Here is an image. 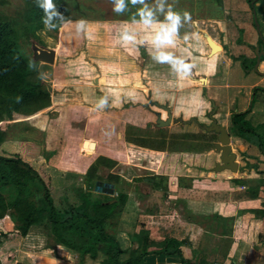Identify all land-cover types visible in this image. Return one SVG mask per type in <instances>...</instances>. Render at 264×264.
Wrapping results in <instances>:
<instances>
[{
	"label": "crops",
	"instance_id": "crops-1",
	"mask_svg": "<svg viewBox=\"0 0 264 264\" xmlns=\"http://www.w3.org/2000/svg\"><path fill=\"white\" fill-rule=\"evenodd\" d=\"M217 2L221 3L220 0ZM253 4L254 9L248 13L250 21L246 22H241L236 11L230 13L232 11L223 6L219 12L216 9L189 16L187 21L182 15L172 42L160 45L153 44L152 39L157 27L167 23L165 17L152 18L151 27L131 17L113 19L109 24L103 19L102 57L92 59L102 66L101 74H92L93 70L88 66L76 79L70 74L65 75L59 70V65L63 64L58 61L61 43L53 48V66L57 69L50 82L36 73L44 85L48 83L51 87L48 92L50 104L23 117L31 128L26 130L23 138L20 135L14 139H21L24 149L12 152L30 156L29 151H32L30 157L38 159L37 166L49 171L58 184H61L66 171L83 173L99 155L113 159L116 163L110 171L130 185L115 233L123 250L122 258L128 254L133 232L143 226L149 233L147 253L141 264H264V217H256L247 210L259 207L260 198L237 197L241 186L232 181L233 177L259 176L254 167L246 166V160L251 161V157L243 154L244 145L230 130L231 112L248 107V118L252 124L259 126L264 123V91L257 89L251 102L252 88H264V58L261 59L264 55L259 56L255 68L253 64L252 68L244 70L240 65V55L250 57L255 54L256 60L255 46L264 50V3L258 0ZM71 19L59 27L60 33L67 28V35L72 33L75 36L71 30H77L76 21ZM89 23L85 25L86 33L90 32ZM126 35L133 39L126 40ZM205 35L220 48L211 52ZM126 42L131 45L130 49H140L137 52L139 58L135 55L129 57ZM161 53L170 54L174 60H182L187 68L177 71L171 62L157 60ZM40 64L38 60L37 65ZM110 78H129L132 82L118 81L111 86L106 83ZM140 86L142 89L137 90ZM186 87H190L191 92ZM110 90L122 92L119 102L116 96L113 103L107 100ZM123 93L146 94L149 103V94L153 93L162 95L164 101L171 99L172 104L163 103L172 115L168 128L174 125L176 118L190 128L194 126L195 129H189L193 135L170 137L164 131H158L161 132L158 135L126 136V124L139 127L151 121L158 130L165 129L168 124H155L156 112L162 118L166 117V112L165 116L162 113L164 109L145 106L144 101L126 98ZM192 93L196 96L194 104L183 101V96ZM64 95L65 100L62 99ZM212 103L216 122L225 127L230 140L235 137L243 146L240 147L241 160L234 152L238 164L235 173L227 168L213 170L219 153L216 151L217 157L212 159L210 150L201 146L206 140L195 133L205 132L207 138L214 139L213 142L217 140L216 132L202 129L192 119L198 123H209L207 114ZM192 110L195 112L187 117L179 113L175 115L176 111L189 113ZM7 134L11 138L13 132L10 130ZM84 140L91 149H87ZM172 141L178 145L189 142L192 146L176 151L171 146ZM146 177L152 184L159 182V186H146L147 190L139 188ZM214 213L232 216L229 233L204 228L186 218L188 214ZM176 225H179L178 233H172V230L176 231ZM168 237H173L176 243L169 245V253H162L159 243ZM176 249L178 252L173 253ZM101 257L100 254L95 258L86 255L80 264H98ZM78 260L77 251L54 244L32 252L25 250L18 260L1 261L0 264H79Z\"/></svg>",
	"mask_w": 264,
	"mask_h": 264
},
{
	"label": "trees",
	"instance_id": "trees-1",
	"mask_svg": "<svg viewBox=\"0 0 264 264\" xmlns=\"http://www.w3.org/2000/svg\"><path fill=\"white\" fill-rule=\"evenodd\" d=\"M27 1L28 7L21 20L13 19L0 9V120L3 113L30 115L50 104L42 79L37 76L31 79L38 60L26 44L30 39L37 38L40 31L56 37L59 27L74 17L71 5L65 0H53L64 21H56V27L49 30L43 23L44 10L38 6L37 0ZM247 1L254 9L252 0ZM240 57L244 70L252 68L255 54ZM257 89L264 91V88L254 86L251 102ZM248 112L249 107L232 111L230 130L244 145L243 154L251 157V161L246 160V166L254 167L259 176L233 177L232 181L241 186L237 197L260 198L259 207L247 210L256 217H264V123L253 125ZM115 163L113 159L99 155L83 173L66 171L61 184L56 186L49 171L31 166L17 154H0V222L6 223L5 217L14 211V230L17 233L25 235L32 226H36L53 238L51 245L61 244L77 251L79 264L86 255L95 258L98 254L102 256L98 264H141L147 253L149 231L141 226L133 232L128 254L124 258L115 237L127 197L124 186L127 181L110 171ZM101 168L107 169L104 175L100 172ZM186 218L207 229L230 232L231 215L188 214ZM178 230L179 225H176V231L172 230V233H178ZM175 243L173 237L164 238L159 243V251L169 253V245Z\"/></svg>",
	"mask_w": 264,
	"mask_h": 264
},
{
	"label": "rangeland",
	"instance_id": "rangeland-1",
	"mask_svg": "<svg viewBox=\"0 0 264 264\" xmlns=\"http://www.w3.org/2000/svg\"><path fill=\"white\" fill-rule=\"evenodd\" d=\"M69 5H71L73 9V15L74 17L71 19L74 21H79L81 19L85 20L86 23L90 22L88 25H90V32L86 31H77L71 30L72 33L70 36L67 35L68 29L66 28L63 33H60V29L58 30L56 37H51L44 33L43 31L38 32L37 38L30 39L29 42L26 44V47L31 52V54H34L35 47H45V48H54L56 44L61 43L60 45V52H58L61 57L58 59V61H61L63 64L59 65V70L63 71L65 75L70 74L71 76H74L75 79L78 77L79 74H83L85 70H87L88 66L91 67L92 74L99 75L102 72V66H98L97 63L92 60L94 58L102 57V52L100 51L102 49V43L104 40H102V20H106V23H110L113 19H119V18H127L131 17V19H136L137 21H141V16L138 14V10L144 9L145 7L147 9H150L153 12L152 18L156 19H162L165 17V14L169 11V7H171V10L177 13H180V15L184 16L185 13L188 14V16H199L200 14H204V12H210L214 10L220 11L225 7L228 11H232L230 13H234L233 11H236L237 15H240L241 22L250 21V16L248 17V13H250L251 8L247 0H223V2L220 0L221 3H218V0H142L141 2L133 3L132 0H124V7L120 11L114 10V4L115 0H65ZM258 0H252V3H256ZM129 3V4H128ZM162 5V7H159ZM28 7V1L27 0H0V9L3 10L8 16L12 17L16 20H21L23 13L25 12V9ZM216 10V11H217ZM235 16V15H234ZM70 31V30H69ZM108 32H110V28L108 29ZM107 33V32H106ZM123 42V41H122ZM73 45H70L72 44ZM126 46L129 48L128 55L130 56H137L139 58V54L137 53L140 49H130L131 45H129L128 42H126ZM139 47V46H138ZM113 52V51H112ZM126 55V54H125ZM59 57V56H58ZM65 60H68V62ZM70 60V61H69ZM42 64L37 65L36 71L32 76H36V73H38L40 76H42V79L46 82H50V77L54 70L57 68L53 66V61L51 63L44 62L42 60ZM57 61V62H58ZM55 63V65L57 64ZM100 63V62H99ZM101 65V63H100ZM114 73V71H113ZM139 81H142V79L138 78ZM118 81H123L126 84L129 82H132V79H118V78H110L107 79L106 83L108 85L113 86L115 83H118ZM44 84V83H43ZM43 84L41 83V87H43ZM105 84V83H104ZM184 83L180 84L182 87ZM142 86H140L139 89L141 90ZM144 89L146 86H143ZM45 89V88H44ZM189 92L190 87H186ZM111 91V92H110ZM107 94L109 97L107 100L109 102L114 101V97L116 96L117 102H119V97L121 96L122 92H118L116 90H110ZM123 96L126 98H133L142 100L145 102V106H153L154 109L158 110V106L149 103L146 94L141 93H133L132 95H126L123 93ZM149 97L151 100H157L160 103H166V104H172V100L168 99V101L163 100V96L159 95L157 93H153L152 95L149 94ZM66 96H62V99L65 100ZM110 99L112 101H110ZM183 101H186V103H195L196 96L194 93L183 96ZM63 100V101H64ZM184 103V102H183ZM160 110V109H159ZM195 111L192 110L189 113L185 111H179L175 112V115H188L193 114ZM162 113L165 116V111L162 110ZM49 115L51 113L49 112ZM27 116L20 113L12 112L10 115L3 113L2 119L0 120V153L3 154H15L12 152V150H18L21 151L24 149L25 145L24 142H21L20 140H14L16 137L18 138L20 135L23 138L25 136L26 130L31 128L27 124V120H25L23 117ZM175 117V116H174ZM173 117V118H174ZM185 117V116H184ZM143 124V123H142ZM169 124L165 129H160L153 127L151 125V121L145 122L142 126L139 127L137 125L132 126L130 124H126L125 126V134L126 136H135L139 137V135H158V133H161L164 131L165 134H167L170 137L177 136L179 134L186 135L187 137H190L189 135L192 134V132L189 129H195L190 128V126H186L183 123H180L178 119L174 118V125H172L170 128H168ZM8 130V131H7ZM13 132L11 134V138H9L7 132ZM161 131V132H158ZM197 133V136L199 135L202 137V139L206 140L203 141L204 148H207L212 153L211 157L212 159H216L217 152L213 148V140L212 138H207L205 135H208L203 132H195ZM193 135V134H192ZM8 136V137H7ZM173 142V141H172ZM232 151L236 153V157L241 160V151L242 149L240 147H243L239 140H237L235 137H232L230 140ZM31 145H35L34 142L31 143ZM172 143L171 146H174V150H179V148L182 149L184 146L191 145L189 142L186 143ZM29 145V143H28ZM27 145V147H28ZM84 145L87 147V149H91V147H88L87 142L84 143ZM192 146V145H191ZM199 146V145H198ZM189 148V147H188ZM32 151H29V155H32ZM23 155V154H22ZM30 155V156H31ZM30 156H21L24 160L28 161V163L36 168H42L41 166H37L38 159ZM174 158V157H173ZM172 158V159H173ZM171 159V160H172ZM43 169V168H42ZM107 169H100V172L104 175L106 173ZM235 173V172H232ZM53 177V175H52ZM146 180V179H145ZM148 180V179H147ZM144 181L139 184V188H143V190H147L146 186H152L153 184L156 186H159V182L153 183L148 181ZM187 181V180H186ZM56 186H59L60 184L54 182ZM131 184V183H130ZM126 188H130V185L124 184ZM167 209V208H166ZM15 212L12 211L10 214L5 217L6 223L0 222V261L8 262V261H14L18 260L20 255H23L25 250L29 251H36L40 250L43 247L51 246L53 243V238L51 236L47 235L46 233H42V230L36 226H32L28 233L25 235H20L14 230V223H15ZM19 248L22 251H19Z\"/></svg>",
	"mask_w": 264,
	"mask_h": 264
},
{
	"label": "clouds",
	"instance_id": "clouds-1",
	"mask_svg": "<svg viewBox=\"0 0 264 264\" xmlns=\"http://www.w3.org/2000/svg\"><path fill=\"white\" fill-rule=\"evenodd\" d=\"M133 3L141 2L142 0H132ZM38 6L44 10L43 23L45 27L49 30L56 27V21H64V17L61 13L56 10V6L53 3V0H37ZM124 7V0H115L114 10L120 11ZM159 7H162L160 5ZM138 14L141 16L142 24L146 27H151L153 25L152 16L153 12L146 7L144 9L138 10ZM167 23L160 24L157 27L155 36L152 39V43L156 45L171 43L172 38L176 35L177 29L180 26L181 15L180 13L174 12L169 7V11L165 14ZM184 20H189L190 17L187 13L184 14ZM86 21L81 19L76 22L77 31H83L85 29ZM126 40L133 39L131 36H125ZM159 61H169L173 66L180 71L181 69H186L187 65L183 63L182 60H174L170 54L161 53L156 57ZM30 67H32L30 65Z\"/></svg>",
	"mask_w": 264,
	"mask_h": 264
},
{
	"label": "water",
	"instance_id": "water-1",
	"mask_svg": "<svg viewBox=\"0 0 264 264\" xmlns=\"http://www.w3.org/2000/svg\"><path fill=\"white\" fill-rule=\"evenodd\" d=\"M207 42L209 43L211 52L216 50L219 45L212 42L211 38L208 35H205ZM255 53H256V60L254 63V68L258 64L259 56L264 55V50L260 49L259 46H255ZM259 50V51H258ZM33 57L37 60H42L44 62L51 63L54 58V50L52 48H45V47H35ZM151 103L157 105L158 107L162 108L166 112V117L162 118L159 112H156L155 124L157 126H164L171 122L172 115L170 109L166 104L159 103L155 100H151ZM212 108L208 112V117L210 119L209 123H198L195 118H192L193 121L197 123L199 127L206 131H214L217 133V140L213 142V146L215 151L219 153L218 161L214 163L213 170H221L224 168L229 169L230 171H237V160L235 159V153L231 150L232 146L230 143V137L228 131L225 127L216 122L215 118L213 117L212 113L214 111V104L212 103ZM84 140L83 143H85ZM91 144V142H90Z\"/></svg>",
	"mask_w": 264,
	"mask_h": 264
},
{
	"label": "bare ground",
	"instance_id": "bare-ground-1",
	"mask_svg": "<svg viewBox=\"0 0 264 264\" xmlns=\"http://www.w3.org/2000/svg\"><path fill=\"white\" fill-rule=\"evenodd\" d=\"M220 47H217V49H219ZM45 85H46V89H47V91L48 92H50L51 91V87H50V85L48 84V83H45Z\"/></svg>",
	"mask_w": 264,
	"mask_h": 264
}]
</instances>
